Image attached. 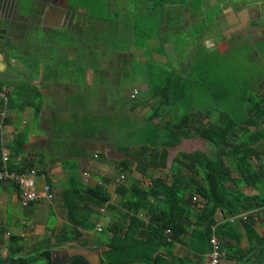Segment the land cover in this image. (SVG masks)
Wrapping results in <instances>:
<instances>
[{
    "label": "trees",
    "instance_id": "16d2710c",
    "mask_svg": "<svg viewBox=\"0 0 264 264\" xmlns=\"http://www.w3.org/2000/svg\"><path fill=\"white\" fill-rule=\"evenodd\" d=\"M178 3L185 5L187 1L156 0V7ZM74 8L78 10L77 6ZM26 9L31 11V7ZM42 12L43 9L37 14L39 19ZM88 12L92 20L110 22L106 16L103 19V14L95 13L94 8ZM110 28L103 34L107 33L108 37L104 38L113 40L117 36L113 34L114 26ZM133 28L136 38H142L144 45L153 38L154 29H144L141 23ZM80 29L76 22L70 31L83 34L86 42L87 38L95 37L102 41L91 29L86 32ZM19 34L25 38L26 27H18L14 36ZM135 45L138 47V42ZM83 47L86 51L91 49ZM261 48L264 51V44ZM230 51L218 53L224 60L218 59L217 67L226 62L232 65L233 61L240 65L238 54L231 55ZM207 60L201 59L188 73L166 68H152L147 73L149 100L155 103L147 117L148 124L133 132L135 142L132 140L126 148L139 147L134 171L149 177V185L143 186L139 181L130 187L119 184L115 189L119 201L115 205L107 188L111 178H102L101 184H86L77 175L76 167L64 161L65 172H72L61 193L66 226L45 235L30 251H26L23 237L10 235L6 257L0 262L52 264L53 250L76 245L92 250L107 247L101 254L100 264H206L213 251L210 240L216 236L223 254L222 264H264V62L259 72H255L256 67H250L253 71L249 73L232 69L228 75L218 78L209 72L211 67H216L209 62L214 58ZM4 87L10 88V84L1 74L0 92ZM18 88V98L8 94L9 109L31 107L37 118L43 109L40 92L27 84H20ZM207 94L212 99L210 103L205 102ZM174 108L179 114L181 108L184 111L178 120L155 122L165 109L176 113ZM3 110L0 100V123ZM8 119L9 116L0 127V171L3 170L2 147L9 153L8 170L24 173L37 169L29 157L18 162L25 153L22 147L28 143L27 131L5 141L3 133ZM189 135L206 141L209 151L179 152L168 168L169 149L178 147ZM123 147L118 145L116 151H122ZM129 165L122 162L116 168L117 174L131 172ZM37 171L45 174L53 187L49 171ZM114 212H118L119 223L96 232L105 214ZM143 213L146 221L141 218ZM240 215L246 219L239 218ZM230 218L235 221L231 222ZM91 232L95 234L94 243L86 239V234ZM178 245L184 249L183 253L174 256ZM159 253L163 255L160 263L156 258ZM72 264L88 263L77 259Z\"/></svg>",
    "mask_w": 264,
    "mask_h": 264
},
{
    "label": "crops",
    "instance_id": "0c3cea01",
    "mask_svg": "<svg viewBox=\"0 0 264 264\" xmlns=\"http://www.w3.org/2000/svg\"><path fill=\"white\" fill-rule=\"evenodd\" d=\"M105 1L108 4V11L112 10V0ZM218 1L219 0H205V3L209 4L210 6H218L220 14L210 25L214 29L208 30V32H206L210 33L208 37H206V33H204L206 29L202 30L203 32L201 33L204 34L200 36L201 38L200 42H198V45L201 46L202 43L205 44L206 50L209 52V54H212L214 52L222 53L229 51L231 49L230 44L232 45L233 43L235 44V47L239 43H244V41L250 42L252 47H255L256 43H264V0H225L220 5H217ZM115 2L116 6L113 11L122 12L124 13L123 16L127 15V18L129 19L125 20L126 23L124 24L120 23L121 33H125L122 34V36L125 38V41L129 42V45L127 46L129 51L127 53H115L113 55L108 54L106 55V57L110 59L111 57H113L115 59L114 63L119 65H116L113 68L116 67L117 69L122 68L124 63L129 64V60L132 59L131 69L134 73L133 78H137L136 81L139 82H137V85L133 88L132 93L130 94V99L134 100L135 102L136 99L138 100L139 95H142L141 93H145V95H142L144 97V102L139 101L136 108L131 109V111L134 112H141V120L139 118L137 121L138 123H136L139 125L131 123L132 125H135L134 127L132 126V129L130 128L131 126H126L125 122H118V118L121 119V117H113L112 113L109 111L110 106L122 105L118 104V102L115 101H113L112 103L107 102L108 97L105 96V91L103 90H98L97 92H95V82L99 77L98 72L94 70L95 67L85 66L82 64L83 62L81 60H77V54L80 59L83 58L84 55V44H82V40L84 41L83 34L78 35L76 32L72 33L70 31L71 29H67L71 36H74L75 38L78 36L82 40L80 39L79 42L75 41L74 43H72V41L70 40L71 42H69L66 46L61 44L58 48L59 52H64L67 58L68 54L66 48H71V50H73V53L75 54V58H67V60L61 61L62 64L59 68L55 67V65L53 64L55 63L54 58L49 57L47 54L48 52L46 50H43V45L45 44L43 42L44 39L41 40L39 39V37H33L34 31L38 27H41L43 29L46 27L40 26L38 22L36 23L35 20L37 19L38 21L37 14L41 10V7H36L32 1H22V12H18L16 14L19 20H21L20 26L22 25V27H26L28 35L25 38H23V36H20V34L17 35L14 38V42H12L13 44L10 46V49H14L15 52H17V55H19L18 52H21L22 54H25L27 56V62L25 64L20 63L22 70L18 71L17 68L11 65L12 62L16 61L15 59H11V61H9L12 55L11 50H0V53L6 58L5 61H3L6 65V68L3 69L4 72L2 74L3 78L5 76L7 78L8 76L10 79L9 81L6 80L10 84L11 88L10 96L13 99L18 98V95L20 93V89L18 88L19 85L27 84L35 87L40 92L43 101L42 112L37 118H34V110L31 107H26L23 110H20L19 108L11 110L9 109L8 125L5 127V133H3V135L5 136V141L9 142L14 137V135H17L21 131L28 132V143L26 146L22 147L25 153L18 158V162L24 160L25 157H29L34 161L36 166H38V169L48 170L53 182V187H51L54 196L58 192L62 193V190L64 188H61L59 190L57 189V183L59 181L54 179V167L52 165H49L52 161L49 162L48 165H46V159L42 158L40 155H43L47 152L51 153L52 147H59L57 144L59 143L61 150L56 152L58 153V157H60L62 161H60L59 158L54 159L53 161H58L57 166L55 167L56 169H62L65 172V168L62 167L64 166V161H70L71 158H74L81 164L82 151L80 149V146L83 143L85 144L87 140H91V137H94L91 136L92 133L95 135L98 133H120L116 140L123 141V146L125 147H123V150L119 152V150L116 151V147L118 146L116 145L113 149V152L119 153H115L114 158L109 157L110 150H106L105 152H102V154L96 155L94 159H97L96 161H98L99 163L94 164L95 160L91 162L89 161L88 165H86L87 167L98 166V164L101 163L100 161H102L108 166V168H117L122 162H128L130 164L128 168L129 170H131V172H125L127 177H125V173H122L121 175H119L120 177H118L116 181L112 180V183L110 185L113 184L115 186L116 184H122V176L124 177L122 180H125L124 183L127 187H130L136 181H140L145 178L149 181L147 185L150 184L149 177H142L140 174L134 171L136 169L138 153L140 151L139 147L131 146L129 149L126 148L128 144L132 143L133 134L131 133H133V130L135 128H140V125H142V123H145V120L151 114L152 106L155 103V100H149L147 73L152 68H159V65L165 67L166 69H174V64H172V62H169L167 60L168 56L161 53L159 49L160 47L163 49L162 43H165L167 40V29L168 27H171L172 22L178 18L177 15L179 9H181V12L187 14L188 17L186 21H189L192 28H196V26L200 27L203 24V20L202 18H200L199 14L192 15L190 13L189 10L191 9L188 7V4L182 5L179 8L178 5L174 4L160 5V7H156V0H115ZM25 6L26 8L31 7V11H28ZM76 6L78 7V10H75L74 8ZM62 7L70 9L72 12L73 9L75 10L74 13H76V17L74 23L78 22L81 27L80 31L82 30L83 32H86L85 28L87 24H90L89 27L92 28H96V26L98 25H104L110 28L112 27V25L115 26L119 24V22L117 21V17H114V21L112 18H110V22L97 20L95 21L90 19V12L88 11L92 10L93 7L88 6L86 8L79 2L72 3L71 0L69 2L67 0H62ZM128 10H130V12ZM186 10H188V13L186 12ZM109 13H111V11ZM129 13L136 15L135 20L131 19ZM107 20L109 19L107 18ZM136 23H141V26L144 29H146L150 24L154 27V32L152 34L153 38L149 40V42L145 45L142 38H136L133 28ZM115 28L117 29V26ZM67 30L57 29L54 30V32ZM135 41L136 43L138 42V47L135 45ZM46 44L50 45V43L48 42H46ZM2 55H0L1 58ZM263 55L264 51L262 52V56ZM250 57L259 58L261 57V54L258 52V49H255V52ZM48 60H50V62ZM135 61H138V65L134 63ZM52 64L53 66H50ZM134 67H136V69H134ZM190 69L191 68L189 67L188 69H186L185 71H181L180 73H188ZM134 105L136 104L134 103L133 105H131V107ZM100 106H102L101 111L99 109ZM167 114L168 110H163L160 119L155 122L166 123L170 121ZM96 117H98L99 120H103V126L99 128L96 127V125L93 127L91 126V124L94 123ZM104 122H107L108 129L105 127ZM139 128H137V130ZM184 140L185 138L182 139L181 144ZM127 141H129V143L126 145ZM87 143H91V141H87ZM181 144L179 146H181ZM47 147L49 149H46ZM176 148H170L169 152H171L172 149ZM179 152L185 151L180 150ZM68 153H70L72 157L69 158ZM86 153L88 156L90 155L88 154L90 153V151H86ZM76 155L80 157H77ZM171 165L172 162L169 163L168 157V168H171ZM38 169L35 170L37 171ZM38 174L44 177L43 179L40 178L41 183H48L45 174H40L39 172ZM157 175H160L159 172H157ZM67 178L68 177L66 176L64 186L66 185ZM109 186H107V188L111 192ZM111 193V203L116 205L119 199L116 196L115 191L114 193ZM42 201H39L35 204L39 205L42 203ZM13 202L17 203L21 207V209L23 208L22 215L24 218L15 215L12 216L9 214L8 206ZM58 207H62V205ZM33 209L24 208L21 206L20 199L15 187L0 184V233L2 237H4V239L2 238V240H7L4 242V245L0 247L3 250L2 251L0 249L4 258L6 257V253L4 252H7L8 239L10 235H19L26 241V235L22 231L24 229H28L30 226L32 229L35 225L38 227L37 229L40 230V225L36 224V222H38V218H41L43 216L44 218H46L44 224L41 226L44 233L43 237L47 234L50 235L53 230L59 232L66 226L65 211L63 220L61 216H56L57 214L54 211L56 210V208L48 213L42 212L43 215L36 214ZM117 215L118 212H114L113 214H105V218L101 222H99L98 225H100L101 227H114L115 224L119 223ZM30 216H32V220H29L28 217ZM56 218L58 220H56ZM141 218L146 221V214L143 213L141 215ZM96 232L98 231L96 230ZM94 235L95 234H93V232L86 234V239L94 243ZM40 240H36L31 244L34 245ZM63 248L83 249L76 245L66 246ZM85 249L94 251L89 248ZM96 250H107V247L98 248ZM183 250L184 249L181 248L180 245H178L174 249L173 255H181L183 253ZM26 251H30L27 246ZM156 258L160 263L162 262L163 255L159 253L156 255ZM169 259L172 260L171 256Z\"/></svg>",
    "mask_w": 264,
    "mask_h": 264
},
{
    "label": "rangeland",
    "instance_id": "374dc122",
    "mask_svg": "<svg viewBox=\"0 0 264 264\" xmlns=\"http://www.w3.org/2000/svg\"><path fill=\"white\" fill-rule=\"evenodd\" d=\"M67 1L69 2L70 0H67ZM186 1L188 4V7L191 9V10L188 9L190 13L192 15L199 14L200 18H202L203 20V24L200 27L196 26V28H192L189 21H186L188 17L187 14H185L184 12H181V9H179L178 15H177L178 18L175 21H173L171 27H168L167 29V32H166L167 40L165 43H162L163 49L161 47L159 49L161 53L168 56L167 60L169 62H172V64H174L173 67L177 72L185 71L189 67L190 68L194 67L201 59L208 61L207 59L209 57H212L214 58V60L209 61V62H212V64L214 65L218 64L219 60H222V61L224 60L221 58L220 55H218V52L209 54V52L205 48V44L202 43L201 46L198 45V42H200V38H201L200 36L208 32V30L214 29L210 25L220 14L219 7L212 6V5L210 6L209 4H206L205 0H186ZM223 1L225 0H219L217 2V5H220L221 3H223ZM71 2L72 3L79 2L84 6H92L95 10V13L99 15L103 14L102 15L103 19H105V16H106L109 20L110 18H112L114 21L115 20L114 17H117V21L119 22V24L114 26V28L117 26V29L115 28L117 32L116 31L113 32V34L116 33L117 37H115V39L113 40L106 39L104 37H108V34L107 33L103 34V33L106 31V29H108V26L106 28V26L104 25H98L96 26V28L93 27L94 29H92V27H89L90 24L86 25V28H85L86 31H89V29H91V33L98 34L96 36H100V38H102V41H100L99 39H97V37H95L90 40H88L87 38V42H86V41H83L78 36L76 38L74 36H71V34L68 33V30L61 31V32H57V31L44 32V29L41 27H38L34 31L33 37H37V38L39 37V39L41 40L44 39L43 42L45 44L43 45L44 47L43 50H46L48 52L47 54L49 57L54 58L55 63L53 64L55 65L56 68L60 67V65L62 64L61 61L67 60V58H75V54L73 53V50H71V48H66V51L68 54L67 58L64 52H59L58 48L61 44L66 46L71 41L72 43H74L75 41L79 42L81 39L82 44H84L85 46H89L91 48L95 47V50L87 49L86 51L84 49V52H83L84 55H83V58L81 59L78 57V54H77V60H81L83 62L82 64L85 66H94L95 67L94 70L98 72L99 77L98 79H96V82H95L96 83L95 92H97L98 90H103L105 91V96L108 97L107 102L112 103L113 101H115V102H118V104L122 105V106H118V105L110 106L109 111L112 113L113 117H116V116L121 117V119L118 118L117 120L118 122H125L126 126L129 125V127L130 126L134 127L135 125H132V124L138 123L137 121L141 117V112L139 113V111L137 112L131 111V109L133 108L131 107V105L135 103L137 106L139 101L144 102L143 100L144 97L142 95H145V93H141L142 95H139L138 100L136 99L135 102L134 100L130 99V94L132 93L133 88L137 85V82H139V81H136L137 78H133L134 73L131 69L132 59L129 60V64L124 63L122 68L117 69L116 67L113 68L114 66L119 65V64L114 63L115 59L113 57H111L110 59L105 56L108 54L113 55L115 53H127L129 51L127 48V46L129 45V42L125 41V38L122 36V34H125V33H121V25H120V23L122 24L126 23L125 20H129L127 18V15L123 16L124 13L113 11V9L116 6L115 0L111 1V8H112V10H110L111 13H109L110 11H108L107 9L108 4L106 3L105 0H71ZM178 6L180 8L182 6L181 3H178ZM188 10H186L187 13H188ZM128 11L130 12V10ZM130 17L132 20H135L136 15L130 14ZM147 28L154 29V27L151 24L148 25ZM205 29L206 31L204 33H201L203 32L202 30H205ZM208 35H210V33L205 34L206 37H208ZM46 42L50 43V45L46 44ZM122 43H125V44H122ZM263 44H264L263 42L256 43L255 47L254 46L252 47L250 42H245V41L244 43H241V44L239 43L236 47L234 43L232 45L230 44V48H231L230 53L231 55L238 54L237 57L240 58L241 60L240 65H237L235 61L232 62L233 66L229 65V63L227 62L225 64H221V66H218V67L216 65V67H211V69H209L211 76L215 75V76H218V78H221L223 75H228L230 72H232V69L233 70L237 69V71L240 70V72L245 71L244 73H249L250 71H253L252 69H250V67H256L254 68L255 72H259L260 69L263 67L262 62H264V59L262 56L263 49L262 48L260 49L261 45ZM189 48H193V49H189ZM255 49H258V52L261 54V57L259 58L250 57L255 52ZM11 53L14 56L12 59L16 60L12 62L11 65L17 68L18 71L22 70L21 64H25L27 62V56L19 52H18L19 55H17V52H15L14 49H11ZM239 55L241 57H239ZM48 61L50 62V60ZM134 63L138 65V61H135ZM53 64L50 66H53ZM159 67L161 68L155 67L157 68L155 70L165 68L160 65ZM134 69H136V67H134ZM5 78L6 76L4 77V79ZM6 80L8 81L10 80L8 76ZM7 90L9 93H11L10 92L11 88H8ZM205 98L207 99L205 101L206 103H210V101L212 100L210 99L211 97L209 94H207ZM125 104H128V105H125ZM101 107L102 106L99 107L100 111L102 110ZM166 110H168L167 116L169 117L170 122H174L176 121V119L178 120V118L181 116L180 114H183L184 112L182 108L180 109V114H179V111H177V108H174V110L177 111L176 113L170 109H166ZM97 120H98V123H97ZM147 124L148 123L146 119L145 123H142V125H140V128H145ZM95 125L98 128L103 126V120H99V118L96 117L94 120V123H92L91 126L93 127ZM104 125L106 128L108 127L107 122H104ZM136 125H139V124H136ZM137 128L134 129L133 131L134 133L137 132L138 130L140 131V129L137 130ZM4 133H5V130H4ZM119 134L118 133H98L95 135L92 133L91 136H94V137H91V140H87L89 142L91 141V143H87L86 141L85 144L83 143L80 146V149L82 151L81 164L79 161L75 160L74 158L70 159L69 161L70 167H74V168L76 167L77 175H79L80 178L82 176L83 181L86 184H90V185H95L97 183L101 184L102 178H111L112 180L116 181V179L120 177L117 174V169L115 167L108 168V166L102 161H100L101 163L98 164V166H94V167L86 166L88 165L89 161L91 162L95 160L94 164L99 163L98 161H96L97 159H94V157L96 155L102 154V152H105L106 150H110L109 157L114 158L115 153H119V152H113L114 147L116 145L123 146V141L116 140ZM128 143L129 141H127L126 145ZM57 144L59 147L53 146L51 153L47 152L40 156L46 159V163H47L46 165H48V163L52 161L49 165H52L54 167V173H55L54 179L59 181L57 183V186H58L57 189L59 190L61 188H64V182L66 181V176L69 177V175H71L72 172L70 173L69 171L64 172L62 169L55 168L57 166L58 161H53V160L57 158L60 159L56 151L61 150L59 143ZM46 149H49V148L47 147ZM209 149H210V145L206 141L201 140L199 138H193L191 135H189L187 138H185L181 146H179L176 149H172L171 150L172 153L169 152V155H170L169 163L173 160L174 156L180 150H183L185 152H194L196 150L209 151ZM86 151H90V153H88L90 154L89 156L87 155ZM68 157L70 158L72 157V155L68 153ZM77 157H80V156H77ZM60 161H62V159H60ZM62 167L65 168V164ZM85 174H87L88 176H85ZM125 177H127L126 173H125ZM124 182L125 180H121V183H124ZM139 182L143 183L142 184L143 186H146L149 181L145 178L143 180H140ZM118 185L119 184H116L115 186L113 184L110 185L109 188L111 189V192L114 193ZM60 193L61 192H58L57 194H55L54 199L51 202L42 201V203L39 205H36L34 209L32 208L33 211L36 214L43 215L42 212L48 213L52 211L54 208H56V210H54L57 214L56 216H61V218L64 220V210L62 207H58L62 205V199H61ZM27 208H30V206ZM8 212L12 216L15 215V216L24 218L22 215L23 208L21 209V207L17 203L13 202L12 204H10L8 206ZM28 218L29 220L33 219L32 216ZM45 220L46 218H44V216L37 219L38 222H36V224L40 225V230L37 229L38 227L35 225L34 228L32 229L30 226L28 229H24L22 231L26 235L25 244L29 250L33 248V244L31 243L35 242L36 240H40L43 237L44 233H43L41 226L44 224ZM56 220L58 219L56 218ZM2 238L4 239V237H2L0 233V247L4 245L5 241H7V240L3 241ZM1 250H0V260L4 258Z\"/></svg>",
    "mask_w": 264,
    "mask_h": 264
},
{
    "label": "built area",
    "instance_id": "2783aa9c",
    "mask_svg": "<svg viewBox=\"0 0 264 264\" xmlns=\"http://www.w3.org/2000/svg\"><path fill=\"white\" fill-rule=\"evenodd\" d=\"M9 92L6 87L0 92V100L3 103L4 110L1 115L0 127H3L4 121L8 117L9 112ZM4 129V128H3ZM3 144V142H2ZM9 161V153L5 147H2V163L3 170L0 171V184L4 185H13L18 193L21 206L24 208L29 207L31 204L42 201V200H51V187L44 183L42 185L39 180V174L35 169L28 170L24 173H18L10 171L7 169V163ZM85 176H88L85 174ZM124 177L122 176L121 180ZM241 217H245L242 215ZM231 222L235 221L234 218L230 219ZM98 232H101L102 228L100 225L96 229ZM213 251L209 256L206 264H222V252L220 251V243L216 236H213L210 240Z\"/></svg>",
    "mask_w": 264,
    "mask_h": 264
},
{
    "label": "water",
    "instance_id": "95a60500",
    "mask_svg": "<svg viewBox=\"0 0 264 264\" xmlns=\"http://www.w3.org/2000/svg\"><path fill=\"white\" fill-rule=\"evenodd\" d=\"M22 1L24 0H9V9L8 13L12 15H16L18 12H22ZM8 6V0H0V33L5 35L7 32L2 29L5 20L3 19L2 10H5ZM58 12L57 16H54L55 23H50L49 17L50 12L54 14V11ZM20 14V13H19ZM10 16V19H11ZM76 17V13L72 12L70 9H66L64 7H51L50 5L46 8L44 15L42 17L41 25L44 27H49L53 29H67L70 30L74 24V20ZM8 17V20H10ZM10 24V23H9ZM1 55V53H0ZM6 68V65L3 62V59L0 57V75L4 72L3 69ZM105 250H88V249H65L58 248L52 251L51 253V262L52 264H72L75 260L81 259L86 261L88 264H100V257L102 252ZM0 264H13L11 260H4L0 262Z\"/></svg>",
    "mask_w": 264,
    "mask_h": 264
},
{
    "label": "flooded vegetation",
    "instance_id": "af4514ba",
    "mask_svg": "<svg viewBox=\"0 0 264 264\" xmlns=\"http://www.w3.org/2000/svg\"><path fill=\"white\" fill-rule=\"evenodd\" d=\"M29 1H32L36 7H41V9H43V14H42L41 18L40 19L38 18V21H37V19L35 20L36 23L38 22L40 26H42L41 25L42 17L44 15L46 8L49 5L51 7H53V6L54 7L55 6L56 7H62V0H29ZM8 9H9V0H8V6L6 7V9L2 10L3 19L5 20L2 29H4L7 33L5 35H2L0 33V50L1 51L2 50H6V51L11 50L10 46L13 44L12 42H14V38H15L14 32L18 27H20V24H21V20H19V18L15 14L11 16V14L8 13V11H7ZM57 14H58L57 10L54 11V14L52 12H50V15H49V17L51 18L50 23H55V20L53 17L57 16ZM10 16H11V19H10ZM8 17L10 20H8ZM83 24H84V22H83ZM82 28H83V26H82ZM54 30H57V29H53V28H49V27L44 28V32L54 31ZM65 30H67V26L65 27ZM19 53H21V52H19ZM2 58H3V61H5V59H6L5 56L2 55Z\"/></svg>",
    "mask_w": 264,
    "mask_h": 264
},
{
    "label": "bare ground",
    "instance_id": "6f19581e",
    "mask_svg": "<svg viewBox=\"0 0 264 264\" xmlns=\"http://www.w3.org/2000/svg\"><path fill=\"white\" fill-rule=\"evenodd\" d=\"M36 171V170H35ZM40 178H44L43 176H40L39 175V180H40ZM44 183H46V182H43L42 183V185L44 184ZM46 184H48V183H46ZM49 185V184H48ZM50 186V185H49ZM51 187V186H50ZM51 194H52V199L51 200H47V199H45V200H43V201H48V202H51L53 199H54V195H53V190H52V187H51ZM37 203V202H36ZM33 204H35V203H33ZM102 212H104V209L102 210ZM242 215H240L239 216V218H243V219H246V217H241ZM230 220V219H229ZM102 228V227H101ZM97 229V228H96Z\"/></svg>",
    "mask_w": 264,
    "mask_h": 264
}]
</instances>
